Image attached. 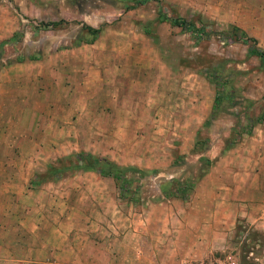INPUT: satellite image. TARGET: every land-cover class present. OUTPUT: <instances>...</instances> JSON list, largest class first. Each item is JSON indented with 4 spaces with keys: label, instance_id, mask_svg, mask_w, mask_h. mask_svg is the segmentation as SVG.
Returning a JSON list of instances; mask_svg holds the SVG:
<instances>
[{
    "label": "rangeland",
    "instance_id": "374dc122",
    "mask_svg": "<svg viewBox=\"0 0 264 264\" xmlns=\"http://www.w3.org/2000/svg\"><path fill=\"white\" fill-rule=\"evenodd\" d=\"M132 4L134 0H0L3 134L10 137L8 119L11 103H16L19 127L36 138L22 149L31 151L35 145L39 150L37 145L45 144L39 132L43 123L74 120L85 95L88 103H96L106 91V99L127 97L140 121L134 126V165L117 168L127 187L118 196L123 208L131 205L135 214L159 202L176 211L190 208L189 193L183 196L176 188L195 180L227 148L242 153L240 166L246 171H252L249 159L259 156L264 181V123H255L264 111V70L247 52L248 42L236 37L254 38L264 52V0H146L129 8ZM159 8L209 37L198 40L161 20ZM60 20L55 27L42 24ZM88 26L100 29L90 43L84 42L90 37ZM215 91L220 98L211 116ZM65 145L61 148H68V141ZM78 160L58 158L35 181L65 174ZM85 163L96 165L91 159ZM231 163L227 159L224 167ZM252 200L264 205V197ZM255 224L237 218L217 238L221 245L192 260L214 263L229 254L237 264H264V226Z\"/></svg>",
    "mask_w": 264,
    "mask_h": 264
},
{
    "label": "crops",
    "instance_id": "0c3cea01",
    "mask_svg": "<svg viewBox=\"0 0 264 264\" xmlns=\"http://www.w3.org/2000/svg\"><path fill=\"white\" fill-rule=\"evenodd\" d=\"M85 96L74 120L42 124L45 144L31 151L23 143L36 138L19 127V105L11 103L10 137L0 128V264H178L221 245L217 238L237 218L264 226V205L252 200L264 197L263 162L253 156L252 171H246L242 153L230 148L194 180L190 208L176 211L164 202L151 204L144 214L128 204L123 208L115 178L101 173L100 165L87 167L84 159L132 167L139 117L127 97L106 99L105 91L99 102L88 103ZM67 141L68 148H61ZM79 155L72 170L35 181L58 158ZM227 159L232 163L226 168Z\"/></svg>",
    "mask_w": 264,
    "mask_h": 264
},
{
    "label": "trees",
    "instance_id": "16d2710c",
    "mask_svg": "<svg viewBox=\"0 0 264 264\" xmlns=\"http://www.w3.org/2000/svg\"><path fill=\"white\" fill-rule=\"evenodd\" d=\"M144 1H146V0H134V4L130 5L129 8H134L135 6L140 5ZM154 1H156L157 3L160 2V0H154ZM157 13H158V16L161 20H167L171 25L177 26L182 30H186V31L191 32L192 34L195 35L196 39H198V40L199 39H206L209 37V32L205 31L204 29H202L200 27H196L190 21H186L183 18H176V17L167 16L161 11L160 8L158 9ZM60 22H61V20L60 21H50V22L42 23V24H44L45 26L55 27V26H58ZM62 22H64V21H62ZM86 30H87V34H89L90 37L88 39H86L84 42H89V43L92 42L96 38L97 34L100 31V29L98 27L92 28L90 26L86 27ZM12 36L13 37L17 36V33H13ZM236 37L240 38L242 41L248 42L247 52L258 58L259 64L264 70V52L256 46V40L252 37H247L244 34L236 35ZM219 98L220 97H219L218 93L215 91L212 106H211V112H210L211 116L215 112V108H216V105L219 101ZM255 123H264V111L261 112L259 115H257V119H256ZM248 126L251 127L252 124H249ZM78 157H79V159H81L80 155ZM90 159L92 160L93 164L97 165V163H100L97 159L91 158V157L85 158L84 162H88ZM103 163L105 164V166L100 165L101 166L100 172L104 173V174H111L115 178V180L118 182L119 195H121V196L124 195L127 187H126V184H124V179H122V175H121L122 173H120V171L117 170V167L109 165L107 162H103ZM209 164H210V162L207 163V166ZM86 166L88 167V166H94V165L86 164ZM204 169H202V172ZM199 176L200 175H198L197 177H199ZM189 180L190 181H187V182L185 181V183L182 182L176 188V190H179L181 192V194H183V196H185V194H187V193H190L191 188L193 186L194 179L190 178Z\"/></svg>",
    "mask_w": 264,
    "mask_h": 264
},
{
    "label": "built area",
    "instance_id": "2783aa9c",
    "mask_svg": "<svg viewBox=\"0 0 264 264\" xmlns=\"http://www.w3.org/2000/svg\"><path fill=\"white\" fill-rule=\"evenodd\" d=\"M178 264H237L235 259L231 255H225L224 257L219 258L214 263H206L203 260H190V261H183Z\"/></svg>",
    "mask_w": 264,
    "mask_h": 264
}]
</instances>
